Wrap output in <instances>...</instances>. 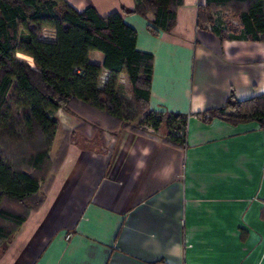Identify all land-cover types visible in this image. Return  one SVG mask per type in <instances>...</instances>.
Masks as SVG:
<instances>
[{"label": "crops", "instance_id": "1", "mask_svg": "<svg viewBox=\"0 0 264 264\" xmlns=\"http://www.w3.org/2000/svg\"><path fill=\"white\" fill-rule=\"evenodd\" d=\"M63 1L120 13L136 31L137 50L153 57L148 107L185 115L186 144L169 142L165 124L134 131L93 118L97 130L75 138L40 184L41 206L0 244V264H264V132L196 117L231 94H264V43L221 42L213 28L240 23L220 10L199 28L210 0H184L173 31L158 36L151 14L130 13L135 0ZM48 115L65 131L80 123L62 109Z\"/></svg>", "mask_w": 264, "mask_h": 264}, {"label": "trees", "instance_id": "2", "mask_svg": "<svg viewBox=\"0 0 264 264\" xmlns=\"http://www.w3.org/2000/svg\"><path fill=\"white\" fill-rule=\"evenodd\" d=\"M183 4L184 0H135L130 13L142 18L151 14L147 29L158 36L173 31ZM218 10L240 23L225 30L213 28L221 42L264 43V0H210L198 10V27L214 24ZM47 30L53 39L42 38ZM136 41V31L120 13L103 17L92 7L77 12L63 0H0V137L13 155L0 151V244L41 206L40 184L61 165L77 133L82 135L87 127L97 130L99 122L93 118L121 127L134 125V131L144 126L158 130L165 124L169 142L186 144L185 115L148 107L153 57L138 51ZM17 53L31 64L22 63ZM103 73L107 79L100 87ZM120 75L128 81L131 99L118 91ZM58 109L80 123L52 158L59 122L48 112ZM196 117L232 126L257 123L264 132V94L240 101L231 94L222 107ZM16 145L20 155L11 151Z\"/></svg>", "mask_w": 264, "mask_h": 264}, {"label": "rangeland", "instance_id": "3", "mask_svg": "<svg viewBox=\"0 0 264 264\" xmlns=\"http://www.w3.org/2000/svg\"><path fill=\"white\" fill-rule=\"evenodd\" d=\"M228 26V25H227ZM233 26V25H232ZM47 32V31H46ZM48 33V32H47ZM49 34V36H52V34L51 33H48ZM16 57L22 62V63H25V64H31V62H30V60L26 57V56H24L23 54H21V53H17L16 54ZM106 79H107V76L105 75V74H102V76H101V79H100V83H99V86L100 87H102L103 85H104V83L106 82ZM118 91L121 93V95H123L125 98H127V99H131V89H130V86H129V84H128V81H127V79L125 78V76L124 75H122V76H120L119 78H118ZM63 128L60 126V124H59V129H58V133H57V137L55 138V144L53 145V148H52V151L53 150H55V149H59V147L61 146V144L63 143L64 144V142L65 141H68L67 143H69L70 142V140H69V135L72 133V132H74L75 130H76V128L73 130V131H65V130H62ZM91 133V129L89 128V127H87L86 129H85V131L83 132V134L81 135V134H79V133H77L76 135H75V137H74V139L73 140H71V142L69 143V144H72V143H74V141H75V138L78 140H80L81 138H82V136H84V135H88L89 136V134ZM65 138V139H64ZM4 145H5V140H3V138L2 137H0V151H1V153L3 152L4 154H6V155H8L10 158H12V154L9 152H7V150L5 149V147H4ZM6 145H7V142H6ZM17 146V145H16ZM14 147L11 151H12V153H15V154H17V155H20V151L21 150H19V146H17V147ZM21 148V147H20ZM22 149V148H21ZM23 150V149H22ZM25 152V151H24ZM54 152V151H53ZM51 156H53V153L51 154ZM54 158V157H53ZM16 159H19V157H16ZM19 161V160H18ZM44 182H42L41 184H43ZM41 194H42V192H40Z\"/></svg>", "mask_w": 264, "mask_h": 264}, {"label": "built area", "instance_id": "4", "mask_svg": "<svg viewBox=\"0 0 264 264\" xmlns=\"http://www.w3.org/2000/svg\"><path fill=\"white\" fill-rule=\"evenodd\" d=\"M42 38L45 40H51L53 39V36H49V34L46 31H44Z\"/></svg>", "mask_w": 264, "mask_h": 264}]
</instances>
